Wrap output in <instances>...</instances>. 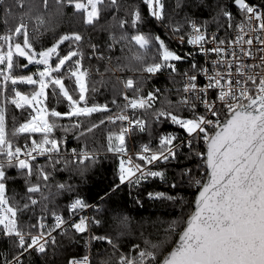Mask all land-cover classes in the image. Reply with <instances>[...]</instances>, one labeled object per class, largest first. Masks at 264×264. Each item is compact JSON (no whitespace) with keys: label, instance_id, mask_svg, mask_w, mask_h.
<instances>
[{"label":"snow or ice","instance_id":"snow-or-ice-1","mask_svg":"<svg viewBox=\"0 0 264 264\" xmlns=\"http://www.w3.org/2000/svg\"><path fill=\"white\" fill-rule=\"evenodd\" d=\"M65 2L82 13L88 25L98 22L106 10L121 8L120 0H53L51 4L50 0H13V3L0 0L3 6L0 10L4 12V30L0 32V239L11 246L9 255L0 252V264H24L25 254H45L49 246L57 243L53 233L68 223L63 215L53 211L52 224H47L43 215L35 222L25 219V214L39 203L35 194L49 200L42 188L48 186L52 171L75 166L83 176L97 163L101 150L112 153L118 160L119 183L112 189L114 192L121 185H139L148 178L163 180L164 171H154L149 166L176 159L181 144L204 160L206 172L196 178L191 168L184 170L198 189V195L195 210L187 219L182 217L170 226L172 232L183 229L175 247L161 260L167 241L144 249L134 245L135 254L121 253L116 264H148L149 260L151 264H264V3L209 0L205 4V0H199L214 12L211 21L187 16L176 21L172 15L175 9L168 7L167 0H140L147 9V20L159 22L180 43L194 46L205 57L203 65L193 59L190 69L181 74L182 85L176 91L183 95L176 103L165 98L159 109H154V104L160 89L143 94L144 74L155 76L164 70L175 73V62L193 57L194 53L178 54L160 35L143 32L140 25L146 23V18L142 8L135 3L126 5V17L118 19L116 26L135 29V33L122 31L118 37L111 36L114 44L124 43L131 53L125 57L129 63L118 65L115 70L138 72L140 77L122 81V90L117 94H122L125 102L118 104L113 99L111 103L118 109L113 113L107 103L94 100L90 103L89 93L95 94L98 85L104 86L105 81L102 78L90 83L92 70L84 65L83 37L79 32L60 35L49 47L39 50L35 47L36 38L52 29L56 19L63 15ZM229 4L236 9L235 13ZM181 6V0H176V8ZM210 22L216 24V31H208ZM185 29H189L187 34ZM66 42L68 50L61 55V46ZM210 44L213 46L209 47ZM89 46L96 55L97 46ZM210 56L214 58L208 59ZM97 58L104 59L102 55ZM108 60L110 63L111 58ZM30 65L43 68L23 74ZM17 69L21 72L17 73ZM95 71L103 77L99 68ZM108 71L113 69L106 67L105 72ZM201 77L205 82H201ZM66 80H71L72 86ZM19 86H31L32 91H22ZM49 88L51 95L57 97L56 103L61 99L67 102L66 112L47 106ZM128 91L133 93L131 97ZM10 106L21 110L23 120L18 122L13 116L9 129ZM128 109L144 113L153 110L151 115L157 122L170 121L186 133L187 139L172 133L159 134L155 149L144 144L138 152H130L129 135L137 129L145 131L148 121L130 116ZM184 111L190 114L185 116ZM94 114H100L101 118L92 120ZM63 119L71 123H57ZM105 125H112L118 131L105 129L106 145L90 146L96 130ZM58 128L65 134L71 132L82 142L70 150V155L64 148L67 136L53 135ZM35 134H40V139ZM178 140L180 143H175ZM200 141L206 145V152L193 147ZM38 157H47V165L38 164ZM61 162L63 169L57 168ZM10 169L18 170L24 179V195L19 198L15 192L9 194V183L14 180L9 175ZM56 187L60 191H73L71 185L64 183ZM149 196L174 199L164 193H149ZM87 207L86 201L77 196L68 205V212L75 215ZM90 223L100 221L81 216L71 228L84 234L89 232ZM63 234L68 233L65 230ZM93 240L106 241L114 252L118 251V245L107 235H91L86 245ZM68 264H91V261L89 255H84L69 259Z\"/></svg>","mask_w":264,"mask_h":264},{"label":"trees","instance_id":"trees-1","mask_svg":"<svg viewBox=\"0 0 264 264\" xmlns=\"http://www.w3.org/2000/svg\"><path fill=\"white\" fill-rule=\"evenodd\" d=\"M6 2L13 3V0H6ZM52 2L53 0H50V4ZM208 2L209 0H205V4ZM212 2L214 3V0ZM223 2L229 3V0H223ZM250 2L261 4L264 3V0H250ZM134 3L140 5L146 18V23L140 25L141 30L146 33L150 32L153 35H160L172 50L179 53L181 46L174 39L170 30L164 28L155 20H147V9L140 3V0H120L121 8L118 11L106 10L102 13L100 20L93 25L85 24L83 14L77 12L72 5L65 2L63 15L56 19L52 29L43 31V34L39 35L35 42V47L39 50L51 46L60 35L79 32L83 37L81 48L85 53V67H89L92 70L90 83L99 81L102 78L105 81L104 86L98 85L99 90L95 94L89 93L91 97L90 103L93 100L100 104L107 103L112 111L117 109L111 103L113 99H116L118 104H123L120 101V94H117L121 91L122 81L128 76H132L134 79L140 77L138 72L115 70L118 65L124 66L129 63L125 57H130L131 53L128 52L124 43L116 42L114 44L111 39L112 35L118 37L122 31L128 32L129 35L135 33V29L128 27L120 29L116 26L118 19L126 17L125 6ZM167 4L170 9H175L172 15L176 21H182L186 16L197 21H211L212 15H214V12H210L200 4L199 0H181L182 6L180 8H176V0H167ZM229 6L231 11L235 13L236 9L231 7L230 4ZM2 7L0 6V9ZM16 11L19 12L20 10L16 9ZM3 18L4 12L0 10V32L4 30L2 25ZM128 18L130 19V17ZM220 22L222 23L223 21L221 20ZM208 28L216 29V24L210 22ZM187 32L188 29H185V34ZM221 34L223 35V33ZM65 44L61 46V55L68 50ZM90 44L97 46L96 55H93ZM110 45L112 47H109ZM100 55L104 59H98L97 56ZM109 57L111 58L110 63ZM54 62L55 57L53 58ZM20 63H24V61L21 60ZM175 63L177 65V72L175 73H170V70H164L155 76L144 74L143 94L160 89L154 109H159L165 98L173 104L178 100L180 93L176 89L180 87L179 74L180 69L184 68V65L180 61ZM106 67L113 69V71L105 72ZM30 68H34V71L38 69L36 65H30L28 69ZM97 68L104 73L103 77L95 71ZM27 70H24L23 73ZM20 72L21 70L17 69V73ZM66 84L72 86V81L66 80ZM19 87L26 92L32 91L30 86ZM47 91L49 92V99L46 103L49 108H56L60 112L68 110L66 101L61 99L60 103H56L57 97L51 95V88ZM128 93L131 94L132 92L128 91ZM139 111L148 118V125L144 133H133V139L152 143L153 139L151 138L158 132H166L167 129L171 128L169 126L170 123L163 119L160 122H155L151 115L153 110H149L148 113H144L142 110ZM23 115L26 116L27 112H24ZM13 116L18 118V122L23 120L21 110L10 106L7 113L9 129L12 127ZM100 118V114H94L92 120ZM57 123L68 125L71 121L63 119L58 120ZM105 129H108L107 125L96 130L95 139L89 141L90 146L99 148L105 145ZM174 130L172 129V131ZM176 132L180 133V130ZM53 135L56 138L67 136L68 143L64 146L67 150L69 147L76 148L82 143L76 140L71 132L65 134L59 128L55 130ZM35 138L40 139V134H35ZM23 141L24 139L21 138L20 143ZM193 147L196 150L198 147L203 150L204 142L200 141L194 144ZM37 163L47 165V157H38ZM117 164L118 160L114 158L113 154L101 151L99 152L97 163L91 166L89 171L83 176L76 171L75 166L65 171H52L49 169V171H52V176L47 182L48 186L42 188L44 196H48L49 200H44L39 193L35 194L39 203L34 207L33 211L25 214V219L31 218L32 222H35L36 219L43 215L45 222L51 224V213L53 211L67 217L69 215L66 209L67 201L73 196H80L86 203H94L95 206L89 208L88 212L92 215V220H98L100 223H90L89 232L84 234L76 233L71 228V224L67 225L63 230H57L53 233L57 243L49 246L45 254L37 252L25 254L23 258L24 264H68L69 259L73 257L81 258L84 255H89L91 264H105V262L116 264L121 253L135 254L132 252L134 245H139L140 249H144L150 244H158L163 241H167V243L162 249L161 256L167 251L172 245L177 232L181 229L172 232L170 231V226L174 221L180 220L182 217L185 219L186 215L191 211L196 190V187L191 184L189 176L184 174V170L191 168L194 176L200 178L206 172L204 160L190 152L188 147H181L177 151L176 159L156 164L157 170L165 173L163 180L159 177L150 178L134 187L124 184L113 192L112 189L119 183L116 175ZM57 168L63 169V162ZM9 175L14 177V180L9 183V194L15 192L17 193V198H19V196L24 195V179L16 169H10ZM61 183L71 185L73 191L58 190L56 185ZM172 185H175V187H172ZM105 193H108V195H105ZM149 193H164L166 196L174 197V199L153 198L149 196ZM124 218H127L126 221H124ZM121 221H124V223H121ZM65 230L68 233L67 235L63 234ZM91 235H107L111 237L118 245V251L114 252L112 246L106 241L93 240L86 245V241ZM10 249V244L0 239V252L9 255Z\"/></svg>","mask_w":264,"mask_h":264},{"label":"built area","instance_id":"built-area-1","mask_svg":"<svg viewBox=\"0 0 264 264\" xmlns=\"http://www.w3.org/2000/svg\"><path fill=\"white\" fill-rule=\"evenodd\" d=\"M251 3L258 4L257 2H251ZM188 31H189V29H188ZM208 31H209V32H214V31H216V29H214V28H208ZM186 34H187V33H186ZM221 35H222V34H221ZM174 39H175V40L177 41V43H179L180 46H181V50H180V52H179L178 54L185 55L186 53H189V52L194 53V56H193V57H186V59H184L183 61H180L181 64L184 65V68L180 69V74H179V75H180V84H179V86L181 87V85H182V76H181V74L184 73L185 71H188V70L190 69V65H191V63L193 62V59L195 60V62H196L198 65H203V64L205 63V57H204L203 55L197 53V52H196V49L194 48V46H192V45H188L186 42H185V43H180V42L178 41V39H176L175 37H174ZM208 46L211 47V46H213V45L210 44V45H208ZM212 58H214V57H211V56H210L208 59H212ZM36 67H38V68H43L42 65H41V66H36ZM201 82H202V83L205 82L203 77H201ZM144 95L146 96L147 94H144ZM181 95H183V93H180V94H179L178 99L180 98ZM130 97H131V96H130ZM124 102H125V101L123 100V103H124ZM200 110L202 111V109H200ZM117 111H118V109L113 110L112 112L115 113V112H117ZM127 111H128V114H129L130 116H133L134 118H143V119H146V117H145V116L142 114V112L139 111V110H136L135 112H133L131 109H128ZM189 114H190V113L187 112V111H184V113H183V115H185V116H188ZM152 117H153V116H152ZM153 120H154L155 122H157L154 118H153ZM168 122L170 123L169 126H171V128H170V129H167L166 132H158L153 138H151V139H153V142H152V143H150V142H148V141L138 140V139L136 140V139H133V137H132L133 133H144L146 130L143 131V132H141V131H139V130L137 129V130H135L133 133H131V134L129 135V137H128V140H127V144H128V148H129L130 152H132V153L138 152V151L140 150V147H141L142 145H144V144H150L151 147H152L153 149H155V148L158 146L159 134H168V133H172V134H176V135H178L182 140H186V139H187L186 133H184L182 129H180L177 125L172 124L170 121H168ZM107 127H108V129H110V130L118 131V128H116V127H114V126H112V125H107ZM146 129H147V127H146ZM172 129H175V130L172 131ZM177 130H180V133H177V132H176ZM23 143H24V141H23L21 144H23ZM175 143L179 144L180 141L178 140V141H176ZM105 145H106V143H105ZM181 147L183 148V147H187V146L181 144L179 148H181ZM72 148H73V147H69V148H68L67 152H68L69 154H70V150H71ZM179 148H178V149H179ZM197 150L200 151V152H204V149L201 150L199 147L197 148ZM62 151H64V149H62ZM101 151H103V150H101ZM101 151H100V152H101ZM110 154H112V153H110ZM149 167H150L152 170H154V171L157 170L156 164H155V165H152V166H149ZM149 179H150V178H148L147 180H149ZM147 180H144V181H147ZM144 181H142V182H144ZM129 186H130V187H134L135 184H133V185H129ZM76 197H77V196H73L71 199H69V200L67 201V204H66L67 212H68V205H69V204L71 203V201H72L74 198H76ZM79 197H80V196H79ZM87 204L89 205V207L83 209L82 211H78L75 215H70V213L68 212L69 215L66 217V216H64L63 214L57 212V213L63 215V216L65 217V219L68 221V223L64 226L63 229H65V228L67 227V225L72 224L73 222H79V218H80L81 216H83V217H87V218L89 219V221H91V220L93 219L92 215L88 212V210H89V208L94 207L95 205H94L93 202H90V203H87ZM52 223H54L53 217H52V222H51V224H52ZM63 229H59V230H63ZM81 258H82V257H81ZM77 259H79V258H77ZM148 264H151V261H150V260L148 261Z\"/></svg>","mask_w":264,"mask_h":264},{"label":"water","instance_id":"water-1","mask_svg":"<svg viewBox=\"0 0 264 264\" xmlns=\"http://www.w3.org/2000/svg\"><path fill=\"white\" fill-rule=\"evenodd\" d=\"M206 145L204 144V152H206ZM204 168H205V171H206V165L204 164ZM198 195V189L196 188V190H195V193H194V197H193V201H192V209H191V211L186 215V217H185V220L187 219V217L195 210V198H196V196ZM183 229H182V227H181V229L179 230V231H182ZM179 231L177 232V234H176V237H175V239H174V241H173V243H172V245L167 249V251L160 257V259L162 260L163 259V256L164 255H167V253L168 252H170L171 250H172V248L173 247H175V245H176V242L178 241V236H179Z\"/></svg>","mask_w":264,"mask_h":264},{"label":"rangeland","instance_id":"rangeland-1","mask_svg":"<svg viewBox=\"0 0 264 264\" xmlns=\"http://www.w3.org/2000/svg\"><path fill=\"white\" fill-rule=\"evenodd\" d=\"M65 46H66V49L68 48L67 46H68V44H67V42H66V44H65ZM65 54V53H64ZM63 55V54H62ZM84 65H86V64H84ZM36 71H34V68H30V69H28L26 72H24L23 74H32V73H35ZM135 76V75H134ZM132 77V76H131ZM127 78H129V76L128 77H126L124 80H126ZM133 78V77H132ZM31 87V86H30ZM32 88V87H31ZM121 90H122V86H121ZM22 91H24V90H22ZM26 92V91H25ZM127 94L129 95V96H132L133 95V93H131V94H129L128 92H127ZM123 95L122 94H120V101L121 102H123ZM30 111V110H29ZM67 110H65V111H62V112H66ZM153 118V117H152ZM148 118H146V120H147ZM148 121V120H147Z\"/></svg>","mask_w":264,"mask_h":264}]
</instances>
